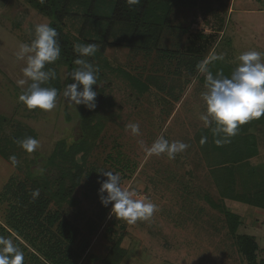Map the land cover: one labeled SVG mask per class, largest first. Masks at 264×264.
Segmentation results:
<instances>
[{
  "label": "rangeland",
  "instance_id": "rangeland-1",
  "mask_svg": "<svg viewBox=\"0 0 264 264\" xmlns=\"http://www.w3.org/2000/svg\"><path fill=\"white\" fill-rule=\"evenodd\" d=\"M40 23L49 20L33 9L28 0H0V116L33 129L39 141L34 153L48 156L57 140L78 136L81 105L69 104L63 91L56 107L47 112L29 110L18 100L28 85L17 83L25 79V61L18 60L16 53L21 43H31L35 26ZM170 24L183 27L188 33L215 32V43L202 61L219 60L235 68L239 63L237 57L243 52L256 50L264 54V0H209L207 5L199 4L194 9L174 8ZM64 25L74 45L83 44L78 37L81 20L68 19ZM88 28L92 31L94 27ZM188 33L170 30L163 36L161 48L176 50L180 56L154 52L148 55L109 47L102 56L94 58L93 64L102 73L98 85H94L95 102L106 120L87 161V175L73 194L78 206L65 205L61 215L81 222L92 216L95 200L88 189L92 184L98 185L100 170L118 172L122 187L134 190L136 198L152 201L158 210L150 219L135 224L109 215L91 239L88 255L96 260L89 259L88 264H99L114 231L115 237L124 236L122 247L127 254L122 264H245L223 214L205 199L221 200L216 182L220 186L227 183L228 168L219 167V161L210 155L206 145L210 144V128L199 118L205 111L201 99L205 74L194 69L196 58L184 55ZM95 34L93 31L90 36ZM221 56L222 59H216ZM58 72L64 89L66 69L59 67ZM125 74L145 83L148 90L140 91ZM149 76L151 84L146 83ZM129 123L139 124L140 135L126 130ZM250 134L256 146L247 148L243 161L232 168L238 194H253L264 187V124L255 126ZM161 135L189 147L176 154L175 159L166 154L148 156L146 149ZM227 141L228 137L222 143ZM39 167L38 164L35 168ZM23 180L22 173L0 158V236L11 238L23 251L24 264H42L43 259H35V247L6 226L16 204L6 188ZM221 204L240 217L237 234L253 237L258 245L257 255L263 258L264 211L232 200H223ZM50 209L56 208L51 205ZM106 226L110 232L105 230ZM34 243L39 246L40 241Z\"/></svg>",
  "mask_w": 264,
  "mask_h": 264
},
{
  "label": "trees",
  "instance_id": "trees-1",
  "mask_svg": "<svg viewBox=\"0 0 264 264\" xmlns=\"http://www.w3.org/2000/svg\"><path fill=\"white\" fill-rule=\"evenodd\" d=\"M28 2L33 9L46 17L49 24L58 32L61 56L55 63L46 65V69L55 70L56 79H50L42 85L57 88L58 99L63 91L58 68L66 69L65 84L71 83L67 77L76 67L74 60L77 58L86 59L93 64L94 58L102 56L109 47L141 51L148 55L154 52L169 57H173L175 53L176 56H180L176 50L172 52L161 48L166 32L175 30L181 34L188 33L187 29L170 24L174 8L194 9L199 4L207 5L209 0H140L139 4L131 6L126 0H28ZM68 19L81 20L78 37L83 44L95 43L98 46L93 56L78 57L74 52V41L64 31V23ZM89 25L94 27L92 31L88 28ZM93 31H96V34L90 36ZM215 37V32L204 34L189 31L184 45V55H191L197 59L194 69H197V65L213 47ZM209 62L208 68L214 75L223 72L225 76H229L234 69L219 60ZM101 75L99 71L98 81ZM125 75L140 91L148 90L145 83L141 84L129 74ZM150 82L152 83V78L149 76L146 83ZM78 119L79 133L76 138L69 136L59 139L48 156L33 151L31 153L35 156L29 158L31 153L22 149L16 141L29 136L37 139V133L26 125L14 123L0 116V158L12 164L24 177V180L13 188L12 185L6 188V192H11L16 203L11 208L6 226L17 237H22L35 247L37 251L35 259H43L42 264H77L79 261L88 264L89 259L96 260L95 257L88 255L91 239L97 235L110 215L111 206L106 208L99 201L97 195L99 184H92L88 189L95 200V210L91 217L81 222L77 218L69 220L61 215L65 205L73 208L78 206L73 194L87 175V161L103 131L106 117L97 106L89 110L81 105ZM263 124L264 115L239 126L236 135L228 137L227 144H217V137L210 130L209 147L208 143L206 144L212 152L210 155L219 161V167L228 168V177L224 186L216 182L221 200L214 202L208 197L205 199L212 208L223 214L235 248L245 264H264V257L259 259L258 245L253 237L237 234L241 224L240 217L228 211L221 202L232 200L264 211V187L253 194H238L232 171L233 166L243 161L247 148L256 146V140L250 134V130ZM13 155L16 157L15 164L9 159ZM38 164L40 167L35 168ZM36 189H39V196L34 199L32 192ZM5 193L1 195L2 198ZM51 205L56 209L51 210ZM108 221L112 223V220ZM105 230L111 231L109 226H106ZM115 236L114 231V236L110 239L111 244L104 257L99 260V264L123 263L127 254L126 249L122 247L124 236L122 234ZM36 240L40 241L39 246H35Z\"/></svg>",
  "mask_w": 264,
  "mask_h": 264
},
{
  "label": "clouds",
  "instance_id": "clouds-1",
  "mask_svg": "<svg viewBox=\"0 0 264 264\" xmlns=\"http://www.w3.org/2000/svg\"><path fill=\"white\" fill-rule=\"evenodd\" d=\"M131 5L140 3V0H126ZM58 32L49 23H40L35 26V35L31 43H21L16 53L18 60L25 61L22 73L25 79H20L19 86L28 85L21 92L18 100L29 110L40 109L51 111L56 107L59 90L55 87H44L50 79H56L54 69L46 65L55 63L61 56V45L57 39ZM73 50L78 57L93 56L98 50L95 43L75 44ZM262 54L256 50L241 53L238 64L229 76L223 72L215 75L209 70L207 60L197 65L199 72L205 74L204 90L201 99L205 104V111L200 120L209 127L213 135L223 137L216 140L220 144L227 137L236 135L239 126L252 119L264 115V60ZM223 57H216L222 59ZM76 67L68 74L72 82L66 83L63 97L69 104L84 105L87 109L96 108L95 99L97 91L93 85H98L99 67L88 60L77 58ZM31 81V83H29ZM126 130L134 136L140 135L138 123H129ZM22 149L31 153L39 146L34 137H25L16 141ZM189 147L182 141H169L163 135L158 136L146 149L148 156L166 154L169 159H175L176 154ZM9 159L16 163V157ZM101 177L97 183L100 185L97 195L102 206L110 207V216L135 224L138 220L150 219L158 207L146 198H136L137 193L129 188L122 187L121 176L111 170H100ZM39 196V189L32 192L35 199ZM0 264H24L23 251L11 238L0 236Z\"/></svg>",
  "mask_w": 264,
  "mask_h": 264
},
{
  "label": "crops",
  "instance_id": "crops-1",
  "mask_svg": "<svg viewBox=\"0 0 264 264\" xmlns=\"http://www.w3.org/2000/svg\"><path fill=\"white\" fill-rule=\"evenodd\" d=\"M263 182V181H262Z\"/></svg>",
  "mask_w": 264,
  "mask_h": 264
}]
</instances>
